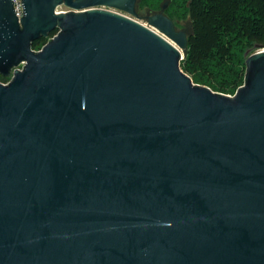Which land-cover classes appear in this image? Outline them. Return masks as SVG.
Listing matches in <instances>:
<instances>
[{"label": "water", "instance_id": "obj_1", "mask_svg": "<svg viewBox=\"0 0 264 264\" xmlns=\"http://www.w3.org/2000/svg\"><path fill=\"white\" fill-rule=\"evenodd\" d=\"M139 1L0 0V264H264V46L213 92Z\"/></svg>", "mask_w": 264, "mask_h": 264}, {"label": "trees", "instance_id": "obj_2", "mask_svg": "<svg viewBox=\"0 0 264 264\" xmlns=\"http://www.w3.org/2000/svg\"><path fill=\"white\" fill-rule=\"evenodd\" d=\"M163 1L141 0L153 12ZM165 14L192 21L181 69L195 84L235 94L245 81L246 53L264 46V0H172Z\"/></svg>", "mask_w": 264, "mask_h": 264}, {"label": "rangeland", "instance_id": "obj_3", "mask_svg": "<svg viewBox=\"0 0 264 264\" xmlns=\"http://www.w3.org/2000/svg\"><path fill=\"white\" fill-rule=\"evenodd\" d=\"M166 1H168V0H164V1L162 2V4H161L160 8H159L157 11H154V12H153V11H151L146 5H144V4L141 2V0H140V1H139V4H138V8H137V12H138L139 17H147V16L149 17V16H151V15H153V14H156V13L161 12L162 7H163V5H164V3H165ZM170 3H171V2H170ZM169 5H170V4H169ZM59 10H60V11H67L68 8L65 7V6H61V7L59 8ZM112 10L117 11V12L123 14V15H127V16H129L128 14L123 13V12H121V11H118V10H116V9H112ZM129 17H131V18H133V19L139 21L140 23H142L143 25H145V26H147V27L149 26L148 23H147L143 18L139 19V18H135V17H133V16H129ZM175 22L178 23V25H179L180 27H182L183 30H186L187 35H189V34L192 32V21H191L190 17H188L187 19H181V20H178V21H175ZM58 32H59V30L53 31V32H51V33L49 34V36H48L47 38L42 37V38H40L39 40L33 42V44H32V49H33L34 51H36V52H39L40 50H42V48H43L45 45H47V44L49 43L50 39H53V38L58 34ZM187 49H188V47H187ZM187 49H186V51H182V60H181V64H180V66H183L184 63L186 62V60H188V59H187ZM19 68H20V69H23L22 66L19 67ZM189 76H190V75H189ZM190 77H191V76H190ZM11 78H12V76L5 77V76H2V75L0 74V82H1L2 84H8V83H10ZM194 84H195V83H194ZM196 85H200V84H196ZM201 86H203V85H201ZM236 92H237V91H236ZM221 94H223V93H221ZM235 94H236V93H235ZM235 94H225V95H228V96H231V97H232V96H234Z\"/></svg>", "mask_w": 264, "mask_h": 264}, {"label": "built area", "instance_id": "obj_4", "mask_svg": "<svg viewBox=\"0 0 264 264\" xmlns=\"http://www.w3.org/2000/svg\"><path fill=\"white\" fill-rule=\"evenodd\" d=\"M12 2H13V5H14V10H16L15 11V13H16V16L19 18V19H21L22 17H23V15H24V8H23V0H12ZM58 13H60V10H59V8H58ZM114 11V10H113ZM115 12H117V11H115ZM119 13V12H118ZM127 16V15H126ZM21 70V69H20Z\"/></svg>", "mask_w": 264, "mask_h": 264}, {"label": "flooded vegetation", "instance_id": "obj_5", "mask_svg": "<svg viewBox=\"0 0 264 264\" xmlns=\"http://www.w3.org/2000/svg\"><path fill=\"white\" fill-rule=\"evenodd\" d=\"M174 22H175V21H174ZM175 24H176V27H177V28H179V29L183 30V29H182V27H180V26L178 25V23H176V22H175ZM183 31H185V32H186V30H183ZM186 33H187V32H186Z\"/></svg>", "mask_w": 264, "mask_h": 264}]
</instances>
